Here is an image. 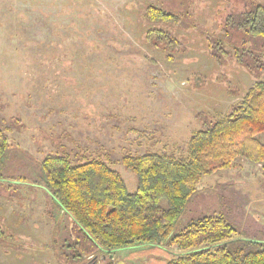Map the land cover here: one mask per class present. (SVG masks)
I'll use <instances>...</instances> for the list:
<instances>
[{
    "label": "rangeland",
    "instance_id": "rangeland-1",
    "mask_svg": "<svg viewBox=\"0 0 264 264\" xmlns=\"http://www.w3.org/2000/svg\"><path fill=\"white\" fill-rule=\"evenodd\" d=\"M255 2L264 0H0V264H165L182 253L136 244L94 261L76 256L73 220L44 187L39 162L49 153L100 158L133 191L123 153L185 155L193 131L264 77V40L250 44L260 51L256 74L249 56L251 68L231 56L240 34L228 41L222 22ZM150 3L178 22L146 20ZM233 163L201 177L173 233L217 214L238 231L229 247L264 242V162Z\"/></svg>",
    "mask_w": 264,
    "mask_h": 264
},
{
    "label": "trees",
    "instance_id": "trees-1",
    "mask_svg": "<svg viewBox=\"0 0 264 264\" xmlns=\"http://www.w3.org/2000/svg\"><path fill=\"white\" fill-rule=\"evenodd\" d=\"M143 16L149 22H178L173 12L151 3L146 5ZM222 22L228 41L232 31L240 34V47L229 41L235 62L251 68L245 62L249 56L259 74L263 69L260 51L250 44L253 38L264 40V3L255 2L238 13H227ZM153 32L155 37L169 42L162 31ZM259 133H264V77L257 79L226 115L193 131L185 155L123 153L121 164L136 178L133 191L105 160L91 158L73 163L66 153L46 154L39 162L40 179L73 220L76 256L94 261L103 251L110 253L136 244H165L182 251L165 264H264L262 241L242 240L229 247L227 243L237 240L238 231L222 215H203L173 233L203 175L230 168L240 155L251 162H264V142ZM7 140L0 129V160L6 153Z\"/></svg>",
    "mask_w": 264,
    "mask_h": 264
}]
</instances>
